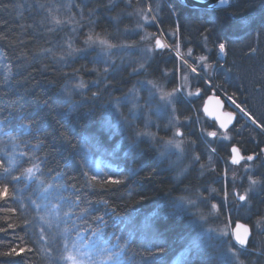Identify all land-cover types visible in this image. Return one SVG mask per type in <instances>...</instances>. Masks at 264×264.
I'll use <instances>...</instances> for the list:
<instances>
[{"label": "trees", "instance_id": "16d2710c", "mask_svg": "<svg viewBox=\"0 0 264 264\" xmlns=\"http://www.w3.org/2000/svg\"><path fill=\"white\" fill-rule=\"evenodd\" d=\"M130 1L142 4L143 0ZM164 1L167 5H161L157 23L151 25L155 34L159 30L173 33L178 25L182 56L197 68V58H206L212 69L217 65L213 73L204 75L264 131V0H235L215 11L189 8L177 0ZM107 2L93 1L124 22L119 24L121 29L132 26L122 19L127 8L117 2L116 10L110 11L105 7ZM39 4L47 6L40 14L34 7ZM88 5L81 3L83 9ZM64 9L62 0H0V186H9L7 199L0 200V261L55 264L65 233L76 239L79 232L78 238L98 236V248L106 251L97 254L119 253L113 257L119 264H218L215 242L189 245L206 222L196 225L188 213L175 207L185 189L197 185L199 179L192 183L188 180L202 163L203 150L199 149L198 162L179 179L173 169L153 158L147 140L133 142L138 124L128 127V133L124 131L122 118L117 117V109L124 106L116 101L132 85L133 75L124 73L122 66L101 75L104 64L90 53H74L62 59L57 44L63 43L67 49L68 29L49 32L42 20L49 15L58 19ZM100 14L98 11L99 18L90 28L94 34L103 32L113 37L111 27L117 23ZM81 22L78 20L75 29L85 33V23ZM45 23L58 27L50 20ZM205 34L211 36L207 43ZM164 36L176 45L175 37ZM116 37L120 42L131 40L128 34L123 39L120 34ZM219 43L226 45L223 59L219 58ZM166 52L176 66L172 52ZM191 85L199 97L191 104L183 102L188 112L191 105L199 113L212 87L198 74H191ZM93 92L97 93L95 99ZM213 130L217 129L213 126ZM194 136L199 139L197 131ZM228 137L227 142L213 145L217 153L213 156L215 171L207 174V180L216 176L220 180L226 171L224 166L230 172L227 160L232 146L243 155H259V159L241 163H247L249 174L236 183L234 190L230 179L225 188L234 202L229 205V219L251 229L249 254L240 257L241 261L264 264V192L259 184H248L249 176L259 180L264 175V134L238 116ZM13 176L21 179L14 181ZM109 180H119L120 184H109ZM216 184L222 195V183ZM238 193L246 196L242 204ZM221 205L220 198L217 213L224 217L226 209ZM131 213L139 215L138 230L133 227L134 233L125 235L113 219L129 218ZM99 217L103 222L97 227ZM12 247L26 250L18 256H4Z\"/></svg>", "mask_w": 264, "mask_h": 264}, {"label": "rangeland", "instance_id": "374dc122", "mask_svg": "<svg viewBox=\"0 0 264 264\" xmlns=\"http://www.w3.org/2000/svg\"><path fill=\"white\" fill-rule=\"evenodd\" d=\"M62 1L64 2L65 9L64 12L60 14V18L58 17V19L62 22H68L69 25H67L66 28L69 33L76 28L78 20L85 23V30H87L85 33H89V28L91 27L89 15L91 14V20L95 21L96 18H99L97 16L98 11H101L100 16L107 17L112 23H117L115 26L111 27L110 35L113 37H109L102 32L101 34H94V38L104 39L108 43L110 42L107 39H110L112 44L124 46L123 51H119L116 55L110 57H98L100 47L97 45L96 51L89 50L85 53H90L96 60H99L100 64H104L101 67V70L103 71L102 74L100 73L101 75H104L105 72V60H107L109 64L114 63L115 67L112 70H116L118 67L122 66L126 69L124 73L133 75L130 80L132 81V85L123 91V95H120V98L116 100L123 103L124 106L123 109L121 107L117 109V117H119V119L122 118L121 127L123 126L124 131L128 133V129L130 130V128H128L129 126L132 124H138V135H145V140H147V144H149L152 149L153 158H155V160L159 163H164L169 168L173 169L179 179H181V177L191 169L190 167L193 168L195 162H198L199 159H197V157H199L200 154L199 149L201 148V151L203 150L202 163H199L198 166H196L195 172L188 180V182L192 183L195 179H199L196 180L197 185L195 188L185 189L184 195L178 198L175 207L188 213V215L192 218L193 223L196 225H201L206 222V224L197 231L194 238L189 241V245L191 247H200L203 243L213 241L217 245V255L219 259L218 264H240V257H233L232 252L228 250L227 241L231 240V243L236 245L231 235L234 223L228 217L230 212L229 205L234 202L230 196L228 197L227 202H225L224 192L227 190L229 193L228 189L225 188L226 181L228 179H230L232 187L231 191L234 190L237 185L236 183L241 181V178L245 175V168L241 166L242 164L233 165L229 163V156L227 162L230 165V172L228 173L225 171L224 175L221 176L222 180H218V176L212 177V180H207V174L209 173L212 175L215 171L213 168V156H217V153L215 152L213 145L218 142H227L229 140L228 132H221V130L216 128V124L214 122L206 119L201 112V107L198 113L197 109L191 105L189 106L191 112H188L187 107L185 106V102L190 103L189 101L199 97V92L192 88L191 74H198L200 77L208 79L204 73H213L217 68V65L212 69L206 58H197L196 62L198 68L193 65L195 68V71H193L194 68L187 65L189 61L179 54L180 40L178 38V33L175 36V46H172L168 42L166 37L161 34L162 32L160 30L158 31L156 26L155 27L157 28L159 34H155L151 25H156V14L160 10L161 5L166 4L164 0H152V4L148 0H143L142 4H139L138 1H134L132 3L130 0H108L105 7H107L110 11L113 9L116 10L117 2L118 5L120 4L123 6V9H128V11L122 15V19L127 22H132V26L125 30L121 29L119 25H123L124 22H120L119 18H115L114 15H109L105 11L99 9L98 5L93 3L94 0H78L77 2H74L75 0ZM230 1L232 3L235 0ZM87 2L89 3L88 7L83 9L81 7V3L84 4ZM81 13L83 14L82 16ZM68 19H70L71 24ZM126 33L130 36V42H120V40L117 41L119 37H116L115 39V35L118 34H120L121 39H123V35L125 37L127 36ZM155 38H159L162 44L165 45L162 50L156 48ZM172 38L174 37L172 36ZM83 43L84 35L79 37V43L75 47L79 48L83 45ZM166 51L172 52L173 58L176 60V66H173L171 62V54H168ZM223 57L224 54L219 52V58L223 59ZM142 68L146 69L142 75L135 74L137 70ZM112 70L109 68L107 72ZM165 71L170 74L174 73V76H170L168 80L161 79V75ZM140 82L146 83L151 90L155 92L154 100L151 99L149 91H141L139 88ZM176 90H182L180 102L165 107L164 103L169 99V94L176 92ZM161 97H163V100ZM225 99L229 107L236 112H240V109L236 107V104L231 99L228 97H225ZM137 100H139V104H137ZM116 103H114V105ZM237 114L238 116L244 117L241 113ZM248 122L250 123V121ZM116 125L117 122L115 123V126ZM193 125H195V129L193 128ZM213 126L217 130H213ZM166 129L170 130L165 132ZM177 131L181 132L182 135L176 136L175 133ZM194 131H197V135L199 137L198 140H196L194 136ZM212 132L217 134L216 137H211L209 135V133ZM97 154L100 155V152H97ZM223 169H227L228 171V168L225 166ZM218 182L223 185L222 195L220 194L219 186H217V184L215 185V183ZM203 184L205 187H201ZM248 184L250 185V180H248ZM206 190L207 193L205 192ZM220 198L224 208L226 209V216L224 217L222 215H218L217 210H213L211 207L213 203L217 204ZM202 199H208L207 205L201 203ZM189 201L192 203H189ZM242 203H244V201L240 202V204ZM138 219L139 215L131 213L129 218L124 217L119 220L114 218L113 220L116 221L120 231H124L125 235H131L134 233L132 230L133 227L138 230ZM144 227L147 228V224L144 225ZM256 232L257 235H255V238L256 242H258L257 239L259 237V230L257 229ZM251 238L252 235L248 240L249 242L251 241ZM79 239L83 242L82 250L85 253V255L79 257L81 264L114 263L115 260H113V255L111 256L107 252L104 253L103 256H101L102 253L97 254L96 251L102 252V248H98L101 244L98 236L91 235L87 239V237L83 235ZM213 245L215 246V244ZM236 248H239V246L236 245ZM104 251L106 250L104 249ZM233 251H235V248ZM89 255L91 256V259H89Z\"/></svg>", "mask_w": 264, "mask_h": 264}, {"label": "snow or ice", "instance_id": "6c2138e0", "mask_svg": "<svg viewBox=\"0 0 264 264\" xmlns=\"http://www.w3.org/2000/svg\"><path fill=\"white\" fill-rule=\"evenodd\" d=\"M219 3L221 5H225L228 3V0H219ZM34 7L37 8V12L38 14L42 13V11L47 7L46 5L43 4H39V5H35ZM111 7V6H110ZM83 14L81 13V16ZM158 19V18H157ZM55 25H57L58 27L56 28H52L48 26V23H45V21H49ZM89 21L91 23V25L94 27V25L96 24V21H92L91 20V14L89 15ZM42 26L44 28H46L49 32H55L58 33L60 31H66V22H62L59 19H56L55 17H50L49 16H44L43 20H42ZM180 28L177 25L175 28V31L173 33H161L162 35H172L173 37L176 36L177 33H179ZM80 35H84V43L83 45H81L79 48H76L75 45L77 43H79V37ZM70 39L67 41L68 43V47L67 49L64 48L63 43H58L57 44V50L60 51L62 53V59L64 57H71L73 56L74 53H84V52H88L89 50L91 51H96V47L97 45H99L100 47V52L98 53V57L99 56H114L117 54V52L119 51H123L124 50V46H117L115 44L112 43H108L106 40L104 39H97L94 38V32L93 29L90 28V32L89 33H83L81 30L79 29H73L70 33H69ZM205 43L209 42L211 40V36L210 34H205L204 37ZM155 45L157 48L159 49H163L165 47V45L162 44L161 40L159 38H155ZM219 47V52L221 54L225 53L226 51V45L225 43H219L218 44ZM255 51V49L253 50ZM105 63V72L107 73L109 68H114L115 65L114 63L109 64V62L107 60L104 61ZM79 71V70H77ZM144 71H146V69H140L137 70L135 72V74L137 75H142L144 73ZM193 71H195V69H193ZM170 76H174V73H169L167 71L163 72L161 75V79H165L168 80ZM80 87H83V85H80ZM139 88L141 89V91H149L151 94V99H155V92L151 90V88L144 82H140L139 83ZM182 90H176V92L174 93H170L169 94V99L167 101H165L164 106L167 107L169 105L175 104V103H179L180 102V96H181ZM81 95H86L85 93H80ZM198 94V93H197ZM93 98L95 99L97 97V93L93 92L92 93ZM161 99L163 100V97H161ZM191 102V101H189ZM137 104H139V100H137ZM236 107L240 109V111L242 113H244V115H248V113L245 111L244 108H242L239 104H236ZM227 119L226 120H222L220 122V127L221 128H226L227 124L231 121L232 117H233V112H228L226 114ZM249 119H252L251 116H249ZM254 124L256 123L255 120L252 121ZM182 126V125H181ZM258 127L260 125H257ZM131 127V126H129ZM170 129H166L165 132L169 131ZM176 136H181V132L177 131L175 133ZM210 136L215 137L217 134L215 132L209 133ZM146 139L144 134H139L137 136V138L133 141L134 143L137 141L143 142ZM150 139V138H149ZM232 153H234L235 155L232 156L231 158V164L233 165H241V161H246V162H250V161H254L255 159H259V155H240L239 150L236 147H232L231 149ZM261 151H264V149H262ZM197 159H199V157H197ZM242 167L245 168V175H248L249 173V169H248V165L247 163H245L244 165H241ZM261 166H264V160H261ZM5 171H7V169H5ZM227 171V169H226ZM27 172H31V169H28ZM86 175V173H85ZM255 175V174H254ZM0 179H3V177H0ZM21 177L19 176H13L12 180L14 181H18L20 180ZM93 179H95V177H93ZM249 180H250V184L251 185H260V191L264 192V175L260 176V179L257 180L255 178H253L252 176H249ZM109 184L112 185H118L120 184L119 180H109L108 181ZM8 193H9V186L8 183L3 184L2 186H0V200H6L8 197ZM238 195V199L240 201H245L246 200V196L245 195ZM224 196H225V202H227L228 197H229V193L227 192V190H225L224 192ZM249 199H252V197H249ZM189 203H192L191 201H189ZM201 203L207 205L208 203V199H202ZM213 210H217L218 206L216 203H213L211 205ZM224 205H221L220 208H223ZM114 211V210H113ZM103 222V217H99L97 220V227H99V224ZM240 227V226H238ZM245 232H247V229H245ZM264 234V233H262ZM80 235L79 232H77V238L73 239L67 232L64 235V242H63V248L61 250L60 253V257L59 259L55 262V264H65V262H68V264H81L79 257L85 255V253L82 250L83 247V242L78 238ZM40 239H44V236L41 235ZM236 245H239V248H236V245L231 243V240L227 241L228 244V250L230 252H232L233 257H246L249 254V248H248V238L247 236H241L238 232L235 234L234 236ZM235 248V251H233V249ZM26 249L24 247H20L19 250H17L16 247H12L10 249V251H6L3 253L4 256L7 257H13V256H18L21 253H23ZM28 252L32 251V248H27ZM101 251H104V249H101ZM261 254H264V251H262ZM114 257H118L119 253H113L112 254ZM159 255V254H157ZM89 259H91V256L89 255ZM0 264H20L19 261H15V260H9L7 262L5 261H0ZM114 264H119L118 259L114 261ZM145 264H148V262H145ZM154 264V261H153ZM240 264H243V262L241 261Z\"/></svg>", "mask_w": 264, "mask_h": 264}, {"label": "water", "instance_id": "95a60500", "mask_svg": "<svg viewBox=\"0 0 264 264\" xmlns=\"http://www.w3.org/2000/svg\"><path fill=\"white\" fill-rule=\"evenodd\" d=\"M180 4L185 5L187 7L190 8H200V9H204V10H217L220 9L221 7L225 6V5H221L219 3V0H177ZM157 48V47H156ZM228 106V104L226 103V99L225 96H223L221 93L217 92H212L210 95H208L202 103V107H201V112L204 115V117L206 119H208L209 121H212L216 124V126L223 132H225L226 130H228L230 127L233 126V124L236 121L237 118V113H241L248 121H250V123H252L253 125L257 126L256 124H254L252 122V119H249V116L244 115V113L240 112H236L234 111L231 107H229V109H227L226 107ZM228 112H233V117L231 119V121L227 124L226 128H221L220 127V122L222 120H226V114ZM232 147H236V146H232ZM230 148V153H231V157L229 159V163H231V158L233 155H235L234 153H232ZM237 148V147H236ZM238 149V148H237ZM239 150V149H238ZM240 155L241 152L239 150ZM243 162V160L241 161ZM240 226V227H238ZM245 229H247V232H245ZM239 233L241 236H247L248 240L251 236V229L248 225L242 223V222H235L234 226L232 228V238L233 241L235 242L234 236L236 233ZM236 243V242H235ZM239 246V245H238Z\"/></svg>", "mask_w": 264, "mask_h": 264}, {"label": "bare ground", "instance_id": "6f19581e", "mask_svg": "<svg viewBox=\"0 0 264 264\" xmlns=\"http://www.w3.org/2000/svg\"><path fill=\"white\" fill-rule=\"evenodd\" d=\"M231 3V1L230 0H228V3L225 5V6H223V7H221V8H224V7H226L228 4H230ZM185 6V5H184ZM190 8V7H189ZM220 8V9H221ZM194 9H200V8H194ZM201 10H204V9H201ZM218 10V9H217ZM205 11H209V10H205ZM211 11H215V10H211ZM180 52V51H179ZM179 54H181V52L179 53ZM182 55V54H181ZM178 56H180V55H178ZM190 63V62H189ZM187 63V65L188 66H191L192 68H194L193 67V64L192 63ZM195 69V68H194ZM203 80L205 81V83L208 85V86H210V87H212V91L210 92V94L212 93V92H215V93H217V92H219V93H221L220 91H218V90H216L215 89V87L212 85V83H211V81H209V79H204L203 78ZM209 94V95H210ZM223 96H225V97H227L225 94H223V93H221ZM229 98V97H228ZM230 99V98H229ZM232 100V99H231ZM203 103V102H202ZM236 104V103H235ZM227 106V105H226ZM201 107H202V105H201ZM227 109H229V106H227L226 107ZM237 117H238V115H237ZM243 118H245V117H243ZM237 119V118H236ZM246 119V118H245ZM247 120V119H246ZM253 121V120H252ZM235 124V123H234ZM234 124H233V126H234ZM252 124V123H251ZM256 124V123H255ZM257 125V124H256ZM232 126V127H233ZM255 126V125H254ZM232 127H230L228 130H226L225 132H228ZM255 127H257L263 134H264V131H262L261 129H260V127H258V126H255ZM216 128L218 129V130H220L217 126H216ZM221 132H223V131H221ZM211 137H213V136H211ZM216 137V136H215ZM242 154V153H241ZM243 155V154H242ZM229 156L231 157V153H230V149H229ZM237 198H238V196H237ZM248 246V245H247Z\"/></svg>", "mask_w": 264, "mask_h": 264}]
</instances>
